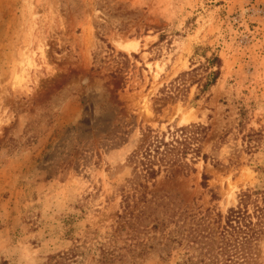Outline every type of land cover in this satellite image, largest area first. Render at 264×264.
Wrapping results in <instances>:
<instances>
[{
  "label": "rangeland",
  "instance_id": "374dc122",
  "mask_svg": "<svg viewBox=\"0 0 264 264\" xmlns=\"http://www.w3.org/2000/svg\"><path fill=\"white\" fill-rule=\"evenodd\" d=\"M212 53L219 77L197 95L191 69ZM192 123L206 162L137 177L143 135ZM250 190L264 191V0H0V264H201L195 235Z\"/></svg>",
  "mask_w": 264,
  "mask_h": 264
},
{
  "label": "trees",
  "instance_id": "16d2710c",
  "mask_svg": "<svg viewBox=\"0 0 264 264\" xmlns=\"http://www.w3.org/2000/svg\"><path fill=\"white\" fill-rule=\"evenodd\" d=\"M204 57L191 69L197 77L198 94H203L216 82L220 74L221 59L216 54ZM187 74V73H186ZM207 126L188 124L168 128L166 132L143 135L138 146L129 154V164L137 177L155 179L161 171L177 167L181 173L193 171L187 160L195 163L198 158L206 162L208 155L202 153L200 143L205 138ZM189 156V157H188ZM189 158V159H188ZM208 177L201 175L200 184L206 187ZM136 187L141 184L136 183ZM238 211L225 215L217 231H201L194 238L201 241L199 263L201 264H258L256 250L264 238V191L250 190L239 197Z\"/></svg>",
  "mask_w": 264,
  "mask_h": 264
},
{
  "label": "bare ground",
  "instance_id": "6f19581e",
  "mask_svg": "<svg viewBox=\"0 0 264 264\" xmlns=\"http://www.w3.org/2000/svg\"><path fill=\"white\" fill-rule=\"evenodd\" d=\"M113 43L116 45V47L119 50L126 52V53H129L136 48V42L134 40L114 39ZM28 60H29V58H28ZM27 65L31 66L32 64L30 62H27ZM15 78H16V83L20 84V79L18 78V76H16ZM189 118H190V116H189V114H187V115L183 116L180 121H181V123L184 124V123L188 122Z\"/></svg>",
  "mask_w": 264,
  "mask_h": 264
}]
</instances>
